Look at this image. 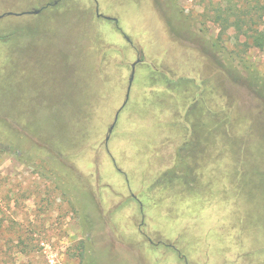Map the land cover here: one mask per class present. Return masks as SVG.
Segmentation results:
<instances>
[{
  "label": "rangeland",
  "instance_id": "374dc122",
  "mask_svg": "<svg viewBox=\"0 0 264 264\" xmlns=\"http://www.w3.org/2000/svg\"><path fill=\"white\" fill-rule=\"evenodd\" d=\"M208 2L0 0V14L41 8L0 19V264H264V89L238 58L219 64L244 38L220 34ZM240 55L264 82V54ZM153 71L195 84L172 92ZM204 79L222 114L185 150Z\"/></svg>",
  "mask_w": 264,
  "mask_h": 264
},
{
  "label": "trees",
  "instance_id": "16d2710c",
  "mask_svg": "<svg viewBox=\"0 0 264 264\" xmlns=\"http://www.w3.org/2000/svg\"><path fill=\"white\" fill-rule=\"evenodd\" d=\"M203 16L206 17L207 20L212 21L219 26L220 34H224L229 29L233 28L235 30V35L233 38L235 44L241 43V38H244V41L241 43L240 49H238L237 51L238 53H233L232 50L227 51L225 46L221 47L223 51V56H220V60H218L219 64L223 68H225L226 71H232L233 69L235 70V66L233 65L234 60L238 58V64L240 65L239 71H243L246 74V76L244 77L245 83L252 87L256 86V87H261L260 89H264V82L262 81L263 79L262 77H260V74L257 71H255L253 68H251V64L249 60H247L245 57L240 55L246 52L247 47H254L264 54V0H214V1L209 0L207 6L205 7ZM221 38L222 35H218L215 41L208 44L207 49L209 51H212V53H215L216 49H220V42L222 41ZM155 74L157 75L158 73L156 71H153V75L150 76L151 80L152 78L155 79L154 83L158 85H162L166 90H171L172 92L175 91V89H177L178 86H184L188 88L190 87L189 86L190 83L191 86H194L195 84V81L190 78L181 77L178 78L177 80H174L163 76L157 79L155 77ZM208 81L209 79H204L201 80L200 83L196 84V87H199L201 92L194 93L193 96L194 99L188 104V107H185L184 114L192 113V111L194 112L195 110H198L197 112H200V110H203L206 105L208 107V105L212 103L211 97L208 94L209 92L208 83L210 87L213 86V84ZM219 85H220L221 96H223L222 92H224L226 96H229V91L224 87V85L222 88L220 80H219ZM261 91L262 90H260L259 92L260 94H262ZM176 98L178 102L181 103L179 95ZM180 106L182 107V105ZM203 113L204 114L198 113L199 115H197L196 117L197 120H195L193 123L190 124L192 125V129L191 132L189 133V136H185V140H184L185 150L190 149L194 145L196 146L197 149L200 143L203 142L202 138L204 139V137L200 138L201 137L200 133L202 132L201 128H203L207 132H212L211 130L208 129L209 126L208 123H206L204 120L202 122L199 121V119L200 120L202 119V115H206L205 117H207L208 121L209 119H211V122L213 121L212 128H214L215 125L213 126V124L215 119L212 118L219 114L220 115L222 114L221 111L220 113H216L208 108ZM222 120L224 123H226V125H231L230 122H233L232 118H229V120L227 118L226 120V117H224V119ZM218 124H219V120H218ZM202 136L205 135L203 134ZM188 145H190L189 148H187ZM17 148L19 147L17 146ZM18 150L16 151V154L20 152ZM180 159L184 161V159L182 158ZM183 161L177 163L176 167H180L181 165H186L183 164ZM180 168L182 169L181 176L188 178L189 174L191 173V170L188 168L184 169L183 167ZM87 191L89 193L88 189ZM79 201L82 202L81 198H79ZM79 201H78L79 211L81 213L85 212L87 208H85L84 206H80L81 204H79L80 203ZM83 217L85 219L87 218L86 215H84ZM82 223L85 231L89 230V228L92 225V223L89 221V218H87L86 221L84 220Z\"/></svg>",
  "mask_w": 264,
  "mask_h": 264
},
{
  "label": "water",
  "instance_id": "95a60500",
  "mask_svg": "<svg viewBox=\"0 0 264 264\" xmlns=\"http://www.w3.org/2000/svg\"><path fill=\"white\" fill-rule=\"evenodd\" d=\"M56 3V1H54V4ZM41 8H35V9H31V10H27V11H22V12H12V11H7V12H3L0 14V19L6 15H13V16H19L21 14H38L40 12ZM96 11V15L97 16H101L107 20H114L115 22H117V19L114 18V17H111V16H106V15H102L100 14L98 11H97V7L95 9ZM127 40L128 38L125 37ZM143 60L142 57H138L135 61H133L131 64H130V67H131V70H130V74H129V77H128V83H127V87H126V93H125V97H124V100L121 104V106L117 109V111L115 112L114 114V118H113V121L112 123L110 124V126L108 127V130H107V135L105 136V143L107 144V141L109 139V135L115 125V122L117 120V117H118V113L120 112V110L125 106V104L127 103L128 101V98H129V91H130V88H131V85H132V81H133V78H134V73H135V66L137 63L141 62Z\"/></svg>",
  "mask_w": 264,
  "mask_h": 264
},
{
  "label": "crops",
  "instance_id": "0c3cea01",
  "mask_svg": "<svg viewBox=\"0 0 264 264\" xmlns=\"http://www.w3.org/2000/svg\"><path fill=\"white\" fill-rule=\"evenodd\" d=\"M135 199H137V198L135 197Z\"/></svg>",
  "mask_w": 264,
  "mask_h": 264
},
{
  "label": "flooded vegetation",
  "instance_id": "af4514ba",
  "mask_svg": "<svg viewBox=\"0 0 264 264\" xmlns=\"http://www.w3.org/2000/svg\"><path fill=\"white\" fill-rule=\"evenodd\" d=\"M117 23V22H116ZM135 197V196H134Z\"/></svg>",
  "mask_w": 264,
  "mask_h": 264
}]
</instances>
